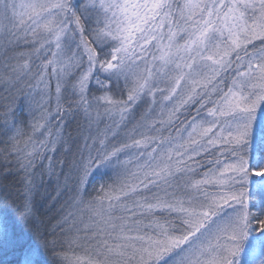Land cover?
Instances as JSON below:
<instances>
[{
  "label": "snow or ice",
  "instance_id": "obj_1",
  "mask_svg": "<svg viewBox=\"0 0 264 264\" xmlns=\"http://www.w3.org/2000/svg\"><path fill=\"white\" fill-rule=\"evenodd\" d=\"M0 178V264H264V0H0Z\"/></svg>",
  "mask_w": 264,
  "mask_h": 264
},
{
  "label": "trees",
  "instance_id": "obj_2",
  "mask_svg": "<svg viewBox=\"0 0 264 264\" xmlns=\"http://www.w3.org/2000/svg\"><path fill=\"white\" fill-rule=\"evenodd\" d=\"M8 181H3L0 178V183H7ZM56 196V189L54 185H50L47 182L43 185V187L39 190V194L36 196V202L38 207H40L41 211H48L49 206L55 204L56 201L51 199L52 197ZM59 205L57 204L56 207ZM52 214H55V209H52ZM72 253H69L71 256Z\"/></svg>",
  "mask_w": 264,
  "mask_h": 264
}]
</instances>
